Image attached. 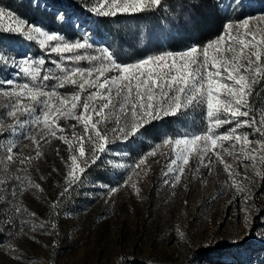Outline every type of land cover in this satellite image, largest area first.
<instances>
[{
  "label": "rangeland",
  "instance_id": "374dc122",
  "mask_svg": "<svg viewBox=\"0 0 264 264\" xmlns=\"http://www.w3.org/2000/svg\"><path fill=\"white\" fill-rule=\"evenodd\" d=\"M70 1L72 11L66 12L60 5H48V0H0V8L5 10L0 20V42L8 57L0 60V82L12 79L14 84L27 82L31 86V79L23 73L14 75V61L28 54L34 61H45L43 65H32L40 68L36 81L39 83L45 74L64 75V68L96 67L107 52L89 36L91 47L64 54L82 55L85 59L68 63L58 54L49 55L50 47L57 41L42 45L44 37L35 32L29 40L23 34L5 31L17 21L24 22L25 32L30 26L39 27L42 32L62 35L65 40L59 43H74L84 34L80 27H74V21L80 15L95 19L98 34L108 40L119 59L126 44L143 47V43L130 41L129 35L143 33L141 25L145 20L155 23L173 12L184 22L187 35L194 38L192 44L202 48L224 31L226 22L235 25L246 16L264 12V0H242V6L235 10L229 8L231 0H195L198 7L194 9L188 7L189 0H168L165 9L158 13L113 17L91 13L99 0ZM59 11L66 16L57 19ZM253 23L264 28V21ZM126 38L127 42L122 41ZM187 45V41L180 40L174 48L183 50ZM49 61H56L59 67ZM261 67L264 68V57ZM255 79L247 106L249 117L241 118L254 117L253 127L236 130L252 140L250 149H258L257 141L264 142V135L255 131L259 127L264 132V76ZM44 83L50 86L59 80ZM11 90L7 84L0 86V125L5 127L15 123L4 115L15 103V97L3 95ZM57 90L66 95L78 89L66 85ZM112 122L109 120L104 126ZM59 124L65 132L57 135L67 137L72 145L77 143V136L85 134L75 120L61 119ZM73 124L77 125L76 136L72 134ZM205 126L203 122L196 131ZM232 127L229 124L215 131L225 133ZM21 131L0 137V264H264V242L255 236L244 240L247 230L264 232V160L259 159L264 152L257 151L254 163L243 161L239 147L225 142L234 154L222 151L221 155L233 175L229 176L224 164L213 157L211 170L202 166L198 172L186 169L180 182L175 183L173 175H165L170 151L162 139L176 138L168 136L157 140L161 147L155 155H149L154 148L136 155L127 173L115 182L103 181L96 171L81 174L78 170V179L72 181L69 172L70 158L76 154L74 147L56 138L40 140L37 130L33 134L40 141L42 155L36 158L33 141L24 138ZM10 143L20 146L13 151L12 162L6 159ZM94 143L85 139V150ZM16 156L33 159L22 165ZM142 158L145 163L137 168ZM129 178V186L119 187L114 195L106 191V185L116 187ZM131 184L136 185L135 189ZM232 240L242 243L233 246L227 242Z\"/></svg>",
  "mask_w": 264,
  "mask_h": 264
},
{
  "label": "snow or ice",
  "instance_id": "6c2138e0",
  "mask_svg": "<svg viewBox=\"0 0 264 264\" xmlns=\"http://www.w3.org/2000/svg\"><path fill=\"white\" fill-rule=\"evenodd\" d=\"M166 5L168 0H99L98 6L90 11L95 15L113 17L118 14H154L164 10ZM241 6L242 0H231L229 4V8L233 10ZM188 7L194 9L198 5L195 0H189ZM8 15L11 16L12 13L9 12ZM4 16L5 10L0 8V20ZM65 16L63 11L57 13V19ZM165 18L175 24L170 17ZM254 21H264V12L257 16H246L235 25L226 22L224 31L202 48L191 46L179 53L166 50L161 54H149L128 62L117 60L108 51L96 67L64 68L61 69L64 75L55 77L45 74L39 83L36 81L40 68L32 65L34 63L43 65L45 61L43 59L34 61L30 54L17 58L14 61L17 69L14 75L19 77L23 73L26 78L31 79L32 84L31 86L27 82L14 84L12 79L0 82V86L7 84L12 89L3 92V95L15 97V103L4 114L12 118L15 123L6 127L0 125V137H7L17 129L22 130L23 137L33 141L36 158L42 155L40 141L33 134L37 130L40 140L56 138L74 147L76 154L70 158L69 177L75 181L78 179L75 175L76 171L83 174L86 170L81 164L85 166L95 164L96 153H103L108 148L110 143L108 132H102L100 126L112 119L111 113L118 111L123 119V123L119 119L115 120L116 126L111 129V133L123 142H127L151 122L169 116H178L190 108L200 109L206 125L202 131L181 130L175 134V139L170 137L162 139L163 146L168 147L170 151L165 175H173L175 183H179L186 169L198 172L199 167L202 166L211 170L215 157L224 164L225 171L231 176L233 172L230 166L224 163L221 152H228L229 155L234 153L228 151L225 142L233 148L239 147V155L243 157V161L254 163L257 160V151L264 152V142L257 141L258 149H250L248 146L252 140L249 136H241L236 132L242 126L253 127L254 117L243 120L241 118L249 117L248 98L252 95V86L256 83L255 77L264 76V68L261 67L264 57L262 51L264 28H258ZM74 27H80L78 20L74 21ZM5 31L11 34H23L29 40L32 39V32H35L44 37L41 41L42 45L57 41L58 43L50 47L49 55L58 54L68 63H79L85 57L82 55L66 57L65 53L92 46L88 42L90 30H85L83 36L77 38L74 43H59L65 40L62 35L42 32L39 27L30 26L29 31L25 32L23 21H17ZM3 49L4 46L0 42V60L8 58ZM93 59L99 58L93 57ZM49 62L59 67L56 61ZM109 73L112 74L108 75ZM48 80H59V83L49 86L44 83ZM66 85L76 86L78 90L62 95L57 89ZM85 92L87 95L82 101L81 96ZM77 109H80L79 114L76 113ZM21 116L24 117L23 120L20 119ZM221 116L224 119H221ZM61 119L75 120L83 127L85 134L76 137L75 145H72L64 135H57L58 132L61 134L65 132V128L59 124ZM225 124H232L233 127L225 133L218 134L215 129ZM76 126V124L71 125L73 136H76ZM255 131L264 135L259 127L255 128ZM85 139L95 141L91 158H85ZM19 147L17 143H10L7 146L8 162L13 161V151H18ZM160 147V144H156L149 155H155L156 149ZM15 159L23 165L30 162L33 157L21 159L16 156ZM259 159L264 160V156H260ZM144 163L145 159L142 158L136 167L139 168ZM129 180L130 178L116 187L106 185V191L114 195L119 187L129 186ZM165 183L169 181L165 180ZM131 187L135 189L136 185L131 184ZM63 195L64 193H61V197ZM56 204L57 201H54L53 207ZM252 236L264 242V232L254 233L247 230L244 240ZM227 242L233 246L242 243L241 240Z\"/></svg>",
  "mask_w": 264,
  "mask_h": 264
},
{
  "label": "built area",
  "instance_id": "2783aa9c",
  "mask_svg": "<svg viewBox=\"0 0 264 264\" xmlns=\"http://www.w3.org/2000/svg\"><path fill=\"white\" fill-rule=\"evenodd\" d=\"M57 1L59 4H57ZM48 5H60L61 9L66 12L72 11V4L70 0H48ZM80 15V14H79ZM167 17L171 18V21H175V24L171 23L169 19L162 18L161 20L152 23L149 20H145V24L141 25L143 28V33L137 35L134 33L129 35L130 41L143 43V47L137 48L133 44H126L123 46V56L122 58H116L114 48L104 37L98 34V24L95 19L86 18L80 15L78 20L80 23V28L82 30H90V37L97 39L104 47L107 48V52L110 51L114 58L120 61H136L141 57L147 56L149 54H161L164 51H172L173 53H179L181 51L187 50L193 45L194 38L187 35L185 31V25L182 19L177 17L173 12H171ZM122 40V39H121ZM128 38L126 40L127 42ZM187 41L188 45L185 49L180 50L174 48V43L176 41ZM121 46V47H122ZM125 47V48H124ZM109 73L108 75H111ZM87 92L82 93L81 100L86 97ZM251 96L248 98L250 102ZM80 112V109H79ZM112 125H101V131L108 132L109 135V146L103 152L96 153V163L90 164V166L82 165L85 167V171L90 169H99L104 173L103 181L115 182L123 177L129 168L134 163V158L136 155L140 154L142 151H149L154 148L157 144V140L162 137L176 136L175 134L181 130L184 131H196L198 127L204 122L205 117L200 109H188L185 113L178 116H169L162 120L151 122L146 128L142 129L134 138H130L127 142H123L121 139L113 136L111 129L116 126L115 120L119 119L123 123L122 117H120L119 112L111 113ZM221 119H224L221 116ZM229 124H225L226 126ZM222 126V127H223ZM95 143L90 145L89 148L85 150L86 157H93V149Z\"/></svg>",
  "mask_w": 264,
  "mask_h": 264
},
{
  "label": "trees",
  "instance_id": "16d2710c",
  "mask_svg": "<svg viewBox=\"0 0 264 264\" xmlns=\"http://www.w3.org/2000/svg\"><path fill=\"white\" fill-rule=\"evenodd\" d=\"M204 27V26H203ZM204 28H206V27H204ZM204 30V29H203ZM91 171H96L97 173H98V176H100V177H103L104 178V172L102 171V170H99V169H96V168H94V169H90L88 172H91Z\"/></svg>",
  "mask_w": 264,
  "mask_h": 264
}]
</instances>
